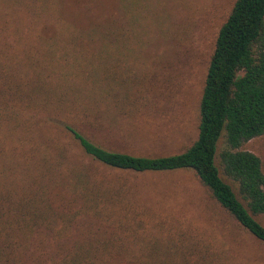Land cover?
Here are the masks:
<instances>
[{
	"label": "rangeland",
	"instance_id": "obj_1",
	"mask_svg": "<svg viewBox=\"0 0 264 264\" xmlns=\"http://www.w3.org/2000/svg\"><path fill=\"white\" fill-rule=\"evenodd\" d=\"M74 1L90 17L79 32L98 22L94 17L101 21L111 18L110 24L105 23L111 29L99 31L101 37L96 35L87 42L64 41L58 32L47 45L52 55L40 57L44 62L37 68L28 44L21 48V63L10 73L29 80L26 89L36 80L41 93L50 91L65 98V91L77 92L65 98L70 105L68 116L77 120L73 125L87 138L105 149L137 156H164L185 149L196 137L208 57L233 0H127L124 11L120 0H109L108 12L95 0ZM94 96L96 101L91 103ZM6 127L4 124L0 130L2 134ZM65 138L73 152L64 163L106 182L107 194L89 213L78 202L60 207L66 223L51 220L53 228L39 226L33 231L32 247L46 264L91 240H114L124 247L110 250L130 253L150 252L154 249L150 242L168 246L193 243L203 253L197 257L204 261L264 264V244L228 216L192 170L114 169L93 161L67 135ZM221 146L219 140L217 151ZM242 148L260 158L264 172V135L246 141ZM14 159L6 155V160ZM16 167L15 177H5V182L20 184L16 176L25 171ZM99 209L108 220L92 214L96 210L100 214ZM255 219L264 226V215ZM56 227L63 228L60 235L54 233ZM235 237L242 243L236 251ZM159 250L151 255V262L190 264L182 255Z\"/></svg>",
	"mask_w": 264,
	"mask_h": 264
},
{
	"label": "trees",
	"instance_id": "obj_2",
	"mask_svg": "<svg viewBox=\"0 0 264 264\" xmlns=\"http://www.w3.org/2000/svg\"><path fill=\"white\" fill-rule=\"evenodd\" d=\"M95 1L109 11V0ZM120 6L127 10L128 1L120 0ZM89 18L74 0H0V130L4 124L8 126L5 134L0 131V264H46L32 247L33 231L39 226L53 228L51 220L66 223L62 206L78 202L89 213L94 205L97 208L101 196H106V182L81 169L71 170L64 163L73 152L66 135L84 155L114 169L192 170L228 216L264 244V226L255 219L264 215L262 163L256 154L242 148L246 141L264 135V0H233L208 57L196 137L182 151L164 156H137L103 148L77 129L72 123L77 120L68 116L70 105L65 98L77 92L65 91V98L50 91L41 93L36 80L26 89L30 81L10 73L21 63V48L28 44L37 68L44 62L40 57L52 55L47 45L58 32L64 41L87 42L101 37L99 31L111 29L105 24H110L111 18L101 21L94 17L100 23L91 22L85 32H79ZM31 36H35L32 41ZM95 101L96 96L90 102ZM85 111L83 108L82 113ZM6 139L11 142L5 143ZM219 140L222 146L217 151ZM6 155L14 161L6 160ZM16 166L25 172L16 176L20 184L12 185L5 177H15ZM99 210L100 214L97 210L92 214L108 220ZM62 229L56 227L54 233L60 235ZM234 239L236 251L242 243ZM78 244L79 249L53 264H155L151 255L159 249L182 255L190 264H218L213 258L204 261L197 257L203 253L193 243L168 246L150 242L154 249L138 253L110 250L122 245L114 240ZM195 255V261L190 262Z\"/></svg>",
	"mask_w": 264,
	"mask_h": 264
}]
</instances>
